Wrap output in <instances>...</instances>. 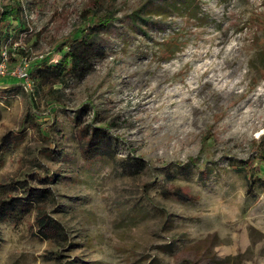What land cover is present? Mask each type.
<instances>
[{"label":"rangeland","instance_id":"rangeland-1","mask_svg":"<svg viewBox=\"0 0 264 264\" xmlns=\"http://www.w3.org/2000/svg\"><path fill=\"white\" fill-rule=\"evenodd\" d=\"M14 1L28 31L0 47V186L18 197L48 188L64 238L34 236L36 212L1 222L0 264H264V192L248 198L234 169L264 176V0H198L204 26L171 16L146 35L129 16L147 0L0 7ZM93 4L112 18L105 57L84 79L35 93L21 74L56 56ZM83 107L84 124L115 139L114 160L81 158ZM176 189L184 198L163 194Z\"/></svg>","mask_w":264,"mask_h":264},{"label":"trees","instance_id":"trees-1","mask_svg":"<svg viewBox=\"0 0 264 264\" xmlns=\"http://www.w3.org/2000/svg\"><path fill=\"white\" fill-rule=\"evenodd\" d=\"M94 1L103 3L105 0ZM25 11L26 7L19 2L0 7V47H2V44L9 42L11 32L17 31L19 34L28 31L25 22ZM171 16L192 21L195 23V27L204 26L208 23L206 21L207 15L201 9L198 0H147L141 8L130 14L129 20L136 31L146 35L147 27L161 29L163 22ZM111 19L108 14L98 15L93 4L92 8L87 10L84 26L74 30L69 37L62 41V47L55 51L56 56H47L28 65L26 68L27 77L35 93L54 85L65 88L70 82L80 81L89 75L94 70L95 61L103 59L106 55L103 40L109 31ZM169 42H171V39L164 40L161 45ZM170 46H168L167 51L172 56L174 50H170ZM256 50V59L263 68L264 47ZM20 53L24 55L22 51ZM87 114L88 109L83 107L74 119L79 141L81 142V158L85 162L104 158L114 160L117 147L115 139L102 126L98 127L93 123L84 124L82 118ZM26 119L24 118L23 122H27ZM6 137L3 138V142ZM137 160L140 161L141 158H137ZM130 163V167L143 170V165L139 162ZM234 169L236 173L243 174L245 177L246 196L256 201L264 192V176L258 177L253 169H249L246 165H239ZM170 177V174H167L165 179L168 180ZM46 179L54 181V176H47ZM46 179L44 182H47ZM18 187L12 186V189L17 191L19 190ZM7 189L6 186H0V223L6 221L19 225L27 216L36 212L34 236L42 240H49L53 237L64 238L61 225L46 213L47 205H55L56 202L48 188H23V194L19 197L13 196ZM179 191V189L173 192L166 190L163 194L165 197L184 198V194ZM1 242L0 232V245ZM68 264L75 263L69 262Z\"/></svg>","mask_w":264,"mask_h":264},{"label":"built area","instance_id":"built-area-1","mask_svg":"<svg viewBox=\"0 0 264 264\" xmlns=\"http://www.w3.org/2000/svg\"><path fill=\"white\" fill-rule=\"evenodd\" d=\"M21 78H23L24 80L27 79V74L26 73H22L21 74Z\"/></svg>","mask_w":264,"mask_h":264}]
</instances>
